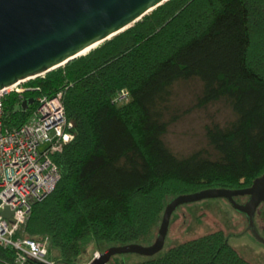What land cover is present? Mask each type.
I'll list each match as a JSON object with an SVG mask.
<instances>
[{
    "label": "trees",
    "instance_id": "trees-1",
    "mask_svg": "<svg viewBox=\"0 0 264 264\" xmlns=\"http://www.w3.org/2000/svg\"><path fill=\"white\" fill-rule=\"evenodd\" d=\"M191 81L202 86L195 109L224 103L234 119L207 125L206 148L180 156L166 136L179 119L174 89ZM31 85L41 91L24 101L65 92L74 135L54 157L55 191L34 205L25 227L31 238H50V258L61 264H81L93 241L150 237L179 196L242 190L264 175V0H171ZM124 91L129 102L116 104ZM24 101L5 100L7 127L29 121L37 102L24 110ZM15 260L0 246V264ZM137 264L253 263L219 230Z\"/></svg>",
    "mask_w": 264,
    "mask_h": 264
},
{
    "label": "water",
    "instance_id": "water-1",
    "mask_svg": "<svg viewBox=\"0 0 264 264\" xmlns=\"http://www.w3.org/2000/svg\"><path fill=\"white\" fill-rule=\"evenodd\" d=\"M171 0H0V91L14 84L46 75L96 45L126 32ZM100 45V46H101ZM99 46V47H100ZM35 99L23 102L27 110ZM250 196L246 204L235 197ZM224 198L250 220V227L264 242L255 214L264 203V175L242 190L213 189L182 195L167 206L156 241L110 249L89 264H109L116 255L154 256L163 250L173 213L181 205ZM11 218L9 208L3 212ZM249 227V228H250Z\"/></svg>",
    "mask_w": 264,
    "mask_h": 264
},
{
    "label": "built area",
    "instance_id": "built-area-1",
    "mask_svg": "<svg viewBox=\"0 0 264 264\" xmlns=\"http://www.w3.org/2000/svg\"><path fill=\"white\" fill-rule=\"evenodd\" d=\"M36 79L23 80L0 91V246L16 252V264H61L50 258V238H31L25 227L34 205L45 201L60 180L54 157L74 139L66 115L65 92L37 96V106L24 125L13 129L5 124V100L17 95L24 101L27 93L40 92L31 85ZM129 100L130 94L124 91L117 95L115 103L122 105ZM6 208L12 211L9 219L3 216Z\"/></svg>",
    "mask_w": 264,
    "mask_h": 264
},
{
    "label": "rangeland",
    "instance_id": "rangeland-1",
    "mask_svg": "<svg viewBox=\"0 0 264 264\" xmlns=\"http://www.w3.org/2000/svg\"><path fill=\"white\" fill-rule=\"evenodd\" d=\"M201 88L199 82L191 81L180 83L174 89V104L179 109V119L171 126L166 141L180 156L206 148L207 125L212 123L225 125L234 119L232 111L224 103L214 104L203 110L195 109L196 97L201 92ZM255 218L257 229L264 238V205L258 208ZM249 227V218L238 212L226 199H204L177 208L172 215L169 233L162 251L151 257L136 253L121 254L116 255L114 260H118L121 264L142 263L162 257L171 248L186 241L222 230L226 233L229 243L242 257L253 264H264V242ZM159 228H156L150 237L137 244L141 246L153 244ZM123 246L127 245L93 241L83 247L80 262L81 264L90 263L98 253H105L110 249ZM54 253L57 255V251Z\"/></svg>",
    "mask_w": 264,
    "mask_h": 264
},
{
    "label": "flooded vegetation",
    "instance_id": "flooded-vegetation-1",
    "mask_svg": "<svg viewBox=\"0 0 264 264\" xmlns=\"http://www.w3.org/2000/svg\"><path fill=\"white\" fill-rule=\"evenodd\" d=\"M253 186V185H252ZM252 186H250V187H248V188H251ZM248 188H246V189H248ZM249 199H250V196H243V197H235V200H236V202H238V203H240V204H246L248 201H249ZM227 200V199H226ZM227 202H229L228 200H227ZM230 203V202H229ZM231 204V203H230ZM232 205V204H231ZM261 205H264V203H262ZM157 238V237H156ZM156 241V240H155ZM155 243V242H154ZM153 243V244H154ZM153 244H150V245H147V246H151V245H153Z\"/></svg>",
    "mask_w": 264,
    "mask_h": 264
},
{
    "label": "bare ground",
    "instance_id": "bare-ground-1",
    "mask_svg": "<svg viewBox=\"0 0 264 264\" xmlns=\"http://www.w3.org/2000/svg\"><path fill=\"white\" fill-rule=\"evenodd\" d=\"M100 45H101V44H100ZM100 45H96V46H94V47H92V48H90V49H87L86 51H84L83 53H81V54L79 55L78 58H80V57H82V56H86V55L89 54L91 51H93L94 49L98 48Z\"/></svg>",
    "mask_w": 264,
    "mask_h": 264
}]
</instances>
